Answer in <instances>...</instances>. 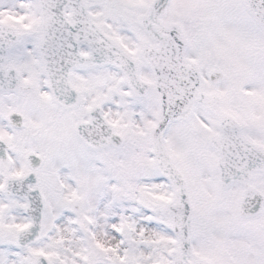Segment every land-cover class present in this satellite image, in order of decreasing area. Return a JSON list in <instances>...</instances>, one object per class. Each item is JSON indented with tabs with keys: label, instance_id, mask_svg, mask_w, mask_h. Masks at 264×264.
Wrapping results in <instances>:
<instances>
[{
	"label": "snow or ice",
	"instance_id": "1",
	"mask_svg": "<svg viewBox=\"0 0 264 264\" xmlns=\"http://www.w3.org/2000/svg\"><path fill=\"white\" fill-rule=\"evenodd\" d=\"M0 264H264V0H0Z\"/></svg>",
	"mask_w": 264,
	"mask_h": 264
}]
</instances>
